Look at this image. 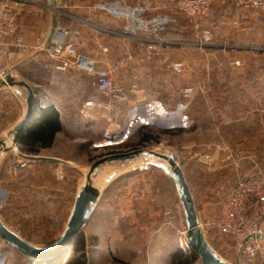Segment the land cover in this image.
<instances>
[{
    "label": "rangeland",
    "instance_id": "1",
    "mask_svg": "<svg viewBox=\"0 0 264 264\" xmlns=\"http://www.w3.org/2000/svg\"><path fill=\"white\" fill-rule=\"evenodd\" d=\"M213 10L216 0L212 1L209 13ZM187 21L197 35L194 30L187 37L172 33L168 51L157 47L159 53L165 54L149 57L147 42L127 49L123 58L115 61L124 62L126 67L137 59L139 67L138 77L129 82L132 84L129 90L114 83L124 94L123 100L98 93L92 98L93 106L89 108L103 107L102 113L107 109L108 114L102 119H106L108 139L101 140L97 124L93 127L92 140L82 147L85 149L77 155L73 152L77 158L92 166L110 155L136 150L145 155L127 163L125 172L119 176L110 173L91 176L92 186L103 194L98 203L101 210L96 208L91 218L93 205L86 210L78 233L83 238V248L71 246L52 258L42 259L43 264H82L83 261L84 264H187L191 261L193 250L185 238L187 225L178 187L167 171L168 163L149 152L174 158L193 197L205 241L222 261L234 262V242L216 229L214 221L222 201L238 181L264 169V28H254V42L247 50H216L212 36L205 44L202 31L195 28L193 21ZM185 41L184 47L180 43ZM164 57L168 60L164 61ZM186 89L190 91L188 98L183 97ZM133 90L137 94L141 92L143 104H151L152 100L172 112L173 123L182 121L183 127H171L165 133L156 123L162 120L161 114L149 115L143 110L138 121H132L127 106L136 100L132 97L137 95ZM155 107L158 106L151 112ZM145 135H150L153 142H142ZM7 138L0 139L7 147L0 152L9 150L11 144ZM94 141L110 144L100 147L92 144ZM66 151L71 153V149ZM76 180L77 188L86 184L82 177ZM119 187L130 188V192ZM134 188L138 194H132ZM3 202L0 195V214L4 216L7 210ZM69 205L70 201L59 210L18 211L14 216L22 218L6 228L28 247L43 251L67 230L65 220L70 211L64 207ZM0 255V264H27L29 258L1 238ZM189 264L201 262L197 256Z\"/></svg>",
    "mask_w": 264,
    "mask_h": 264
},
{
    "label": "crops",
    "instance_id": "2",
    "mask_svg": "<svg viewBox=\"0 0 264 264\" xmlns=\"http://www.w3.org/2000/svg\"><path fill=\"white\" fill-rule=\"evenodd\" d=\"M4 1L15 13V30L5 41L7 48L0 51V67L7 68L9 75L17 81L26 83L34 92L38 103L33 120L26 126L17 142L13 143L14 135H10V132L23 119L26 100L24 93H17L14 88L0 90V139L8 137L6 140L11 144L9 150L0 152V195L4 197L3 203L7 210L4 216L0 214V221L8 228V225L15 224L22 218L14 216L18 211L59 210L70 201L71 205L64 207V210L70 211L65 220L68 225L78 195L85 185L77 188L76 179L82 177L86 180L91 168L86 160L77 158V152L83 151L85 148L82 147L92 140V131H95L93 127L97 124L100 125L102 133L101 140L108 139L106 119H102L108 112L106 109L102 113L103 107H84L86 101L98 95L93 78L71 66L65 70L57 69L60 60L50 57L49 45L53 42L73 45L79 53L92 57L100 66L106 67L115 63L118 58H123L127 49L147 42L154 43L161 51H168L172 45V33L187 37L194 29L181 13L161 9L163 4L175 0H121L130 6L148 2L150 10L143 15L145 22L168 15L170 21L165 28L156 32L143 27L134 31L125 20L117 19L96 8L97 3L112 0H55L54 6H50V0ZM233 1L216 0V10L193 21L197 30L211 34L213 42H216L213 44L216 50H247L254 42V28H264V13L244 10L237 4L235 6ZM53 18L56 20L55 27ZM168 25H173L174 28L167 29ZM194 33L197 35L195 30ZM180 44L187 46V42ZM136 62L137 59L121 68L113 77L114 83L129 90L132 85L129 82L136 80L139 74ZM140 93H135L137 95L132 97L136 102L127 106L132 121H138L143 110V113L149 112V115L161 114L162 120L156 123L165 133L171 127H183L182 121L173 123V113L165 107L152 100V105L143 104ZM155 105L158 107L151 112ZM55 121L58 131L51 137L48 126L56 124ZM92 144L102 147L110 143L94 141ZM67 149H71V153ZM18 155L34 157L36 164L15 170ZM127 163L130 162L105 163L96 175L102 177L110 173L119 176L125 172ZM117 189H128L130 192L127 187ZM137 191L134 188L132 194H138ZM102 194L103 192H99L97 201L92 204L90 218L94 216L96 208L101 210L98 203ZM58 224L60 225L59 221ZM52 243L54 241L48 244Z\"/></svg>",
    "mask_w": 264,
    "mask_h": 264
},
{
    "label": "built area",
    "instance_id": "3",
    "mask_svg": "<svg viewBox=\"0 0 264 264\" xmlns=\"http://www.w3.org/2000/svg\"><path fill=\"white\" fill-rule=\"evenodd\" d=\"M213 0H175L166 3L161 8L167 12L177 11L187 19L194 21L196 18L205 17ZM234 2L248 10L264 13V0H234ZM96 8L117 19H122L134 31L141 27L151 32L163 29L170 21L168 15L145 22L144 13L150 10L148 2L141 5L130 6L121 0L99 2ZM15 30V13L6 1L0 0V51L7 48L5 42ZM204 43L211 41V35L207 31L201 32ZM157 45L148 42L146 53L149 57L160 56ZM51 58L60 60L59 70H65L71 66L77 71L93 78L94 87L98 94L106 97L124 99V94L114 84V75L123 68L124 62H116L102 67L98 62L82 53H79L73 45L51 43L48 47ZM168 57H164L167 61ZM9 70L0 67V79L9 75ZM190 91L186 89L183 97L188 98ZM93 106L91 100L86 101L84 107ZM107 107V106H106ZM182 107V105L180 106ZM152 143L153 139H149ZM34 157L18 155L16 169H26L34 165ZM214 225L222 234L230 237L234 242L235 258L232 264H264V169L258 170L253 175L238 181L228 197L222 201L220 211ZM230 264V263H227Z\"/></svg>",
    "mask_w": 264,
    "mask_h": 264
},
{
    "label": "water",
    "instance_id": "4",
    "mask_svg": "<svg viewBox=\"0 0 264 264\" xmlns=\"http://www.w3.org/2000/svg\"><path fill=\"white\" fill-rule=\"evenodd\" d=\"M55 0H50V6H54ZM56 25V20L53 18V27ZM14 88L17 93H24L26 100V113L23 119L14 127L10 135H14L13 143H16L19 137L24 133L26 126L33 120L37 111V98L32 89L23 81H17L14 77L7 75L0 79V90L4 88ZM5 143L0 140V149H6ZM157 158H160L168 163L170 176L174 179L177 187L181 206L184 212L186 221L185 238L188 246L197 254L201 264H227L222 261L212 250L209 244L205 241L199 227L193 197L185 180L184 174L180 166L175 162L172 156H163L153 152H149ZM145 155L141 150L110 155L95 162L86 177V184L78 195V199L70 218L67 230L63 236L55 243L51 244L47 249L34 250L22 242V240L7 229L0 221V238L10 242L24 256L30 259L42 260L52 258L58 255L61 251L68 250L72 246L74 237L80 232L84 212L90 204L97 201L99 196L98 189L91 184V176L96 175L99 168L105 163L114 162H131Z\"/></svg>",
    "mask_w": 264,
    "mask_h": 264
},
{
    "label": "trees",
    "instance_id": "5",
    "mask_svg": "<svg viewBox=\"0 0 264 264\" xmlns=\"http://www.w3.org/2000/svg\"><path fill=\"white\" fill-rule=\"evenodd\" d=\"M55 123L56 124H54V125H50V126H48V128H49V130H50V132H51V137L53 136V134L56 132V131H58V125H57V122L55 121ZM151 136L150 135H145L144 137H142V139H141V141L143 142V141H148L149 139H151L150 138ZM83 245H84V242H83V238H82V236H79V234H77L75 237H74V241H73V245H72V248L74 247V248H83ZM191 254H192V257H191V261L192 260H195L196 258H197V256H196V253L194 252V251H192L191 252ZM56 258H58V256L56 257ZM190 261V262H191ZM26 262H27V264H43V262L41 261V260H34V259H30V258H27L26 259ZM189 262V263H190ZM189 263H187V264H189ZM82 264H84V261H83V263Z\"/></svg>",
    "mask_w": 264,
    "mask_h": 264
},
{
    "label": "bare ground",
    "instance_id": "6",
    "mask_svg": "<svg viewBox=\"0 0 264 264\" xmlns=\"http://www.w3.org/2000/svg\"><path fill=\"white\" fill-rule=\"evenodd\" d=\"M167 168V171L169 172V170H168V167H166ZM97 183V182H96ZM99 183V182H98ZM98 186V185H97ZM98 188V187H97ZM84 217H83V219L85 218V215H86V211L84 212Z\"/></svg>",
    "mask_w": 264,
    "mask_h": 264
}]
</instances>
